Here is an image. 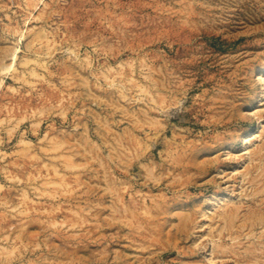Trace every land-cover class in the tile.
<instances>
[{"label": "rangeland", "instance_id": "obj_1", "mask_svg": "<svg viewBox=\"0 0 264 264\" xmlns=\"http://www.w3.org/2000/svg\"><path fill=\"white\" fill-rule=\"evenodd\" d=\"M263 190L264 0H0V264H264Z\"/></svg>", "mask_w": 264, "mask_h": 264}, {"label": "bare ground", "instance_id": "obj_2", "mask_svg": "<svg viewBox=\"0 0 264 264\" xmlns=\"http://www.w3.org/2000/svg\"><path fill=\"white\" fill-rule=\"evenodd\" d=\"M255 180H256V179H255ZM255 180H254V181H255ZM252 181H253V179H252ZM252 181H251V184H252ZM259 181H260V180H259ZM261 181H262V180H261ZM256 182H257V181H256ZM255 184H256V183H255ZM252 187H253V186H252ZM255 187H256V186H255ZM263 191H264V190H263ZM263 191H262V192H263ZM257 193H259V192H257ZM263 193H264V192H263ZM253 195H256V194H253ZM259 197H260V196H259ZM259 197H258V198H259ZM251 201H252V200H251ZM261 205H262V204H261ZM257 208H258V207H257ZM259 209H260V208H259ZM257 212H258V211H257ZM263 213H264V212H263ZM254 215H255V214H254ZM225 216H226V215H225ZM236 216H237V215H236ZM252 216H253V215H252ZM227 217H228V216H227ZM230 217H232V216H230ZM224 218H225V217H224ZM235 218L237 219L238 217H234V219H235ZM253 218H255V216H254ZM259 218H260V216H259ZM227 219H228V218H227ZM230 219H231V218H230ZM230 219H229L228 221H230ZM236 219H235V220H236ZM225 220H226V219H225ZM259 221H260V220H259ZM261 221H262V220H261ZM231 222H232V221H231ZM233 222H234V220H233ZM233 222H232V223H233ZM253 222H254V221H253ZM257 222H258V221H257ZM263 222H264V221H263ZM255 223H256V222H255ZM235 225H236V224H235ZM245 225H246V223H245ZM231 226H232V225H231ZM258 226H259V225H258ZM234 227H235V226H234ZM245 227H246V226H245ZM254 227H255V226H254ZM230 229H231V228H230ZM248 230H249V229H248ZM251 230H252V229H251Z\"/></svg>", "mask_w": 264, "mask_h": 264}]
</instances>
